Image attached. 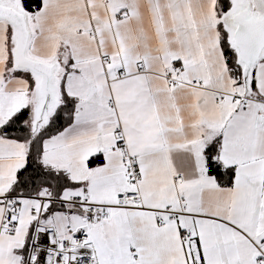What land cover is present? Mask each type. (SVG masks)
<instances>
[{"label": "snow or ice", "instance_id": "1", "mask_svg": "<svg viewBox=\"0 0 264 264\" xmlns=\"http://www.w3.org/2000/svg\"><path fill=\"white\" fill-rule=\"evenodd\" d=\"M0 264H264V0H0Z\"/></svg>", "mask_w": 264, "mask_h": 264}]
</instances>
